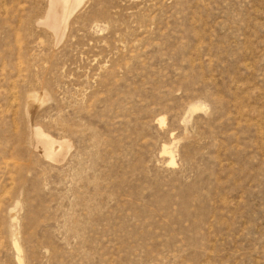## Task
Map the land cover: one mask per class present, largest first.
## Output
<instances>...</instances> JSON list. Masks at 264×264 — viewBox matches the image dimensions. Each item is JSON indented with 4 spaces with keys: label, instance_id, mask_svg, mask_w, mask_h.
<instances>
[{
    "label": "rangeland",
    "instance_id": "obj_1",
    "mask_svg": "<svg viewBox=\"0 0 264 264\" xmlns=\"http://www.w3.org/2000/svg\"><path fill=\"white\" fill-rule=\"evenodd\" d=\"M0 264H264V0H0Z\"/></svg>",
    "mask_w": 264,
    "mask_h": 264
}]
</instances>
